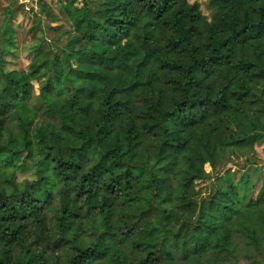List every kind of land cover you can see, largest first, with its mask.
Instances as JSON below:
<instances>
[{
    "label": "trees",
    "instance_id": "1",
    "mask_svg": "<svg viewBox=\"0 0 264 264\" xmlns=\"http://www.w3.org/2000/svg\"><path fill=\"white\" fill-rule=\"evenodd\" d=\"M39 1L64 23L50 38L39 21L27 29L26 68L6 67L18 29L9 18L0 25V264H264V171L253 159L264 141V0H213V26L191 0H56L57 13ZM157 26L187 55L161 58L179 70L161 79L178 85L165 106L163 85L147 86L143 61L120 44L132 33L148 50ZM196 29L198 46L188 40ZM121 67L130 78L113 83L91 119L95 78ZM134 92L148 108L112 138L116 100ZM213 108L220 116L210 118ZM136 125L137 141L115 143ZM236 150L238 176H215L206 197L185 185Z\"/></svg>",
    "mask_w": 264,
    "mask_h": 264
},
{
    "label": "rangeland",
    "instance_id": "2",
    "mask_svg": "<svg viewBox=\"0 0 264 264\" xmlns=\"http://www.w3.org/2000/svg\"><path fill=\"white\" fill-rule=\"evenodd\" d=\"M48 5L49 8L55 13L56 10V0H44ZM196 1L199 4L200 7V16L202 17V20L210 23L211 26L214 25V23H217L219 25L218 18L216 15V9L214 7V1L213 0H191V2ZM235 4L233 1H230L228 3V6ZM47 5V6H48ZM242 10V8H240ZM41 11V3L39 0H0V25L2 24V21L6 18H9L8 20L18 29L16 32V41L19 44V46L14 50L15 54H8L6 56V67L8 69H23L26 68L29 61L31 60L30 54L28 51V44L32 41L31 37L26 33L27 29L35 22H40V24L45 28L46 35L50 38L52 36L57 35V33L60 30V25L63 24V20H56L52 21L50 17H46L43 15ZM57 13V12H56ZM249 14L251 16H254L253 9L250 8ZM9 16V17H8ZM241 19H236L237 22H240ZM48 25H56V29L52 30L50 28H47ZM201 25V23H197V26ZM169 31V30H168ZM165 29H163L161 26H157L155 28L154 38L149 44L148 50H145L140 45V42L137 40V38L130 33L129 35L125 36L121 41V45H126L130 48H132L135 52L134 59L135 61L142 60L147 72L149 73V82L147 83V86L151 87V89H154L156 84L163 85L161 88V91H159V94L162 95L160 97V103L161 106H165V102L170 98V94L175 92H178V85L175 83H172V80H168L167 84H165L166 81L161 82V79L164 77V75L169 72L172 79L179 76V70L175 68H170L167 66H163L161 62L162 57H168V58H176L179 59L181 62H184L187 60V55L182 51L181 47H172L168 44L166 40V33L168 32ZM197 29L195 30L196 33L192 34L188 40L189 42L192 41V44L194 46H198V43L195 41L196 35H197ZM262 43L264 41V30L262 32ZM61 39L65 40V35H61ZM202 49V48H201ZM257 50L261 53L262 58H264V49L259 47ZM132 68L128 67H121L113 72H111L109 75H107L105 78H95V87L96 91L93 95V97L90 100V109H89V116L91 119L96 118L99 114V112L104 108V98L106 91L113 85V83L118 79H129L132 73ZM246 77V72L243 73ZM214 80V79H212ZM161 82V83H160ZM34 93H37V90L35 89ZM34 97H31L28 105H30L32 102H34ZM239 102V101H237ZM147 102H146V95L144 93L140 92H134V93H123L119 98L116 100V110L114 111L110 122L113 126V133L112 138H114L118 132H120L123 129H126L128 123L133 119V115L136 113H140L141 111L147 110ZM222 108H213L211 117L214 118L217 116H220ZM39 113L38 120L42 122V124H45L46 122L55 124V115L52 113H45L42 110L37 111ZM142 121V118H137ZM56 125V124H55ZM143 128H141V125H136L133 127L131 132L125 133L126 137L119 138L115 143H122L126 139L132 140V142L137 141L135 137H137L139 131H142ZM126 131V130H123ZM152 133H147L146 137H143V139H147ZM133 139H136L133 141ZM143 143L146 144L147 148L151 145L153 142L150 138L149 140H142ZM136 143V142H135ZM137 145V143H136ZM137 150H139L137 145ZM254 152L256 156H254L253 159L256 160V162L259 165H262L260 167V173H263L264 171V141L260 143L254 144ZM249 154V153H248ZM253 153L248 155L252 157ZM244 155L241 152V150H236L234 154H232L229 157H221V158H215L216 162V168L213 169V167L210 165V162H206L204 164V169L209 173L210 177H208L205 180H195L192 183H185V185L189 187H195V189H201L202 192L200 195L202 196H208L211 193V187L210 183L213 181L215 176H226L227 170H229V173H232L234 175L238 176L241 170V165L244 164ZM110 161V160H109ZM223 184H227V180H222ZM117 202L116 198H113L108 203L114 204ZM54 206V205H53ZM84 213L90 214L91 210L81 206ZM48 208H45L42 211L43 217L46 219V214L50 215V212H47ZM29 236L33 239L35 237V233L28 229ZM18 252V248L12 249V254L15 255ZM10 264H15V262H11ZM242 264H245L243 262Z\"/></svg>",
    "mask_w": 264,
    "mask_h": 264
}]
</instances>
